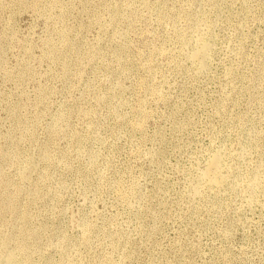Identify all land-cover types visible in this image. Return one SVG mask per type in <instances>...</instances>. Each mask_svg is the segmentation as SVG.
I'll return each instance as SVG.
<instances>
[{"label": "rangeland", "instance_id": "rangeland-1", "mask_svg": "<svg viewBox=\"0 0 264 264\" xmlns=\"http://www.w3.org/2000/svg\"><path fill=\"white\" fill-rule=\"evenodd\" d=\"M9 257L264 264V0H0Z\"/></svg>", "mask_w": 264, "mask_h": 264}, {"label": "bare ground", "instance_id": "bare-ground-1", "mask_svg": "<svg viewBox=\"0 0 264 264\" xmlns=\"http://www.w3.org/2000/svg\"><path fill=\"white\" fill-rule=\"evenodd\" d=\"M207 49H209V48H207ZM198 53H199V52H198ZM195 54H196V53H195ZM196 55H197V54H196ZM196 55H195V56H196ZM195 56H194V57H195ZM215 159H216V158H215ZM217 160H219V159H217ZM217 162H218V161L213 160V165L216 166V165H217ZM217 168H218V165H217ZM212 178H214V179H212V181H213V182H216V179H217L218 177H216V179H215V177H212ZM218 183H219V182H218ZM8 255H9V254H8ZM8 255H7V256H8ZM12 255H13V254H12ZM10 256H11V255H10ZM13 256H14V255H13ZM4 257H5V256H4ZM11 257H12V256H11ZM11 257H9L10 260H9V262L7 261V262H8L7 264H13V261L11 260V259H12ZM19 258H20V257H19ZM6 260H8V259L6 258ZM15 260H16V259H15ZM15 260H14V261H15ZM5 262H6V261H5ZM19 262H20V261H19ZM1 264H2V263H1Z\"/></svg>", "mask_w": 264, "mask_h": 264}]
</instances>
